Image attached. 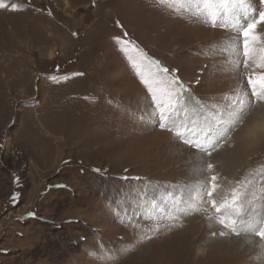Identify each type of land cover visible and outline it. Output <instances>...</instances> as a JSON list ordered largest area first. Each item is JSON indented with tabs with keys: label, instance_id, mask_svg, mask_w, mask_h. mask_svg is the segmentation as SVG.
<instances>
[{
	"label": "rangeland",
	"instance_id": "374dc122",
	"mask_svg": "<svg viewBox=\"0 0 264 264\" xmlns=\"http://www.w3.org/2000/svg\"><path fill=\"white\" fill-rule=\"evenodd\" d=\"M3 2L0 264H264V239L249 229L264 219V101L247 85L259 70L235 67L247 3L214 27L200 0ZM173 76L197 108L189 99L187 128L169 131L143 81ZM221 128L234 130L204 155ZM212 175L218 201L240 189L241 216L198 209Z\"/></svg>",
	"mask_w": 264,
	"mask_h": 264
},
{
	"label": "snow or ice",
	"instance_id": "6c2138e0",
	"mask_svg": "<svg viewBox=\"0 0 264 264\" xmlns=\"http://www.w3.org/2000/svg\"><path fill=\"white\" fill-rule=\"evenodd\" d=\"M192 3H196L197 0H190ZM200 3L204 4L206 8L205 14L210 15L212 18V26H225V21L231 17L235 18L237 16V9L242 5L247 3V9L242 15L243 23L236 27V31L239 37H242V50H243V61L236 63L235 67L238 70L243 68H250L259 70L250 71L247 75V85L251 86L250 95L256 97L259 101H264V37L259 34V29L261 25H264V9L253 8L250 0H200ZM260 4H264V0H259ZM3 0H0V8H6ZM14 10H19L18 6ZM250 10V11H249ZM127 43V42H125ZM138 51V49H137ZM146 60L148 57H144ZM150 63H157L155 61H149ZM160 72L163 74H168L169 69L166 67H161ZM55 80V77H52ZM145 85L150 90L152 105L156 109L159 120L161 121L160 127L167 128L169 131H174L176 128H187L182 121L178 119L181 113H186L188 110V100H192V111H196L197 102L191 97V94L187 93V89L184 87L183 83L179 80L178 76H173L171 80L164 79L163 81L157 80L155 82H150L145 79L143 81ZM163 83L166 86V90L161 93L160 85ZM239 104L237 106L231 107V111L227 112L228 120L227 123L232 124L235 122L234 126H238V123L243 122L244 110L240 109L238 111ZM251 109H247L250 111ZM227 111V109H226ZM234 130L228 128H221L217 130L216 135L222 139L213 144L209 149H203L204 155L211 156L212 152L221 146V143H226L230 138V132ZM177 135H182L177 132ZM183 143L190 145L195 149H200L198 143H194L188 138H183ZM206 168L208 171L214 169L212 163H207ZM99 171V170H97ZM195 171H202L198 165L195 166ZM218 177L212 175L208 178V181L200 188V195L198 197V209L203 207L205 204H209L215 213L222 214L226 210H231L236 216H241L243 214L242 202H241V191L239 188H235L231 191L230 197H221L218 201L215 196L218 191ZM160 212H164L165 209L160 206H156ZM211 219V217H210ZM219 223L224 227L230 229L233 234L239 236L241 233L236 230L235 225L237 223L236 219H229L221 215ZM249 229L252 230L251 234L259 236L264 239V219L259 222V226L252 229V225H249ZM220 235H225L221 232Z\"/></svg>",
	"mask_w": 264,
	"mask_h": 264
},
{
	"label": "bare ground",
	"instance_id": "6f19581e",
	"mask_svg": "<svg viewBox=\"0 0 264 264\" xmlns=\"http://www.w3.org/2000/svg\"><path fill=\"white\" fill-rule=\"evenodd\" d=\"M192 221H194V222H193V224H192L193 226L191 228H189V229L188 228H181L183 231H185L188 234L189 237L196 235L197 230H198V227H196V225H197V222H199V220L198 219L197 220L193 219ZM186 227H188V226H186ZM194 238L195 237H193L192 239H194ZM195 239H198V238H195ZM191 251H192L191 253L194 254L193 253L194 252V248ZM198 260H200V259H198Z\"/></svg>",
	"mask_w": 264,
	"mask_h": 264
}]
</instances>
